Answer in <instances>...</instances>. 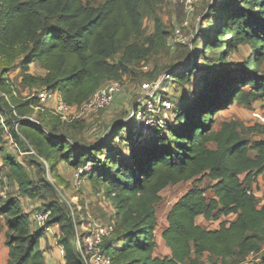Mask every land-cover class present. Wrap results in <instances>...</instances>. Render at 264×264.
<instances>
[{"label": "trees", "instance_id": "1", "mask_svg": "<svg viewBox=\"0 0 264 264\" xmlns=\"http://www.w3.org/2000/svg\"><path fill=\"white\" fill-rule=\"evenodd\" d=\"M166 1L103 0L94 7L84 0H0V150L8 133L18 147L28 150L25 144L31 145L50 170L64 161L73 169L87 166L82 176L96 193L102 191L113 209L114 229L101 244L111 264H233L251 251L258 252L254 264H264V194L257 197L253 191L264 174V139L252 138L264 135V126L223 119L214 127L216 116L230 105L264 98V75H258L264 58V0H212L207 5L202 20H215L212 35L204 34L203 48L191 63L168 74L183 86L202 60L198 88L173 107L163 126H137L130 137L121 138L124 151L113 142L127 123L115 124L106 142L75 145L54 133L58 124L49 130L27 119L37 101L16 95L6 77L18 68L23 85L57 91L67 105L80 106L97 88L121 82L165 46V32L157 21L152 37H139L144 9ZM240 46H248L251 57L231 63L230 54ZM32 63L44 73H31ZM141 110L135 107L133 124ZM4 158L19 193L28 199L43 197L47 184L36 185L21 164ZM204 178L209 184L200 187ZM183 182L191 186L171 205L161 231L169 253L156 256L160 192ZM41 209L50 210L46 223L59 227L56 242L63 247L65 264H89L73 244L69 211L54 200ZM0 214L7 224V264H43L39 239L45 233L31 227L19 198L0 195ZM198 216L217 221L218 227H202L196 223ZM79 245L83 247L81 237Z\"/></svg>", "mask_w": 264, "mask_h": 264}, {"label": "rangeland", "instance_id": "2", "mask_svg": "<svg viewBox=\"0 0 264 264\" xmlns=\"http://www.w3.org/2000/svg\"><path fill=\"white\" fill-rule=\"evenodd\" d=\"M102 1L84 0V3L95 7L102 3ZM211 2L212 0H200L194 10L189 14L184 12L180 0H167L160 6L149 9L146 7L144 9L142 34L139 40L153 36L154 23L157 21L161 29L165 32V46L158 53H150L147 60L140 67L122 78L121 89L114 96L110 106L96 113H88L81 108H73L67 120L54 119L46 114V112L41 111H33L31 117L42 123L45 129L50 130L53 125L58 124L56 129H54V133L69 137L75 145H92L99 141L106 142L108 141V134L115 124L127 123L128 126L119 132L118 137L113 142V144L124 151L121 138L126 139L130 137L135 127L140 126L136 121L133 124L132 116L135 107L137 105L142 107L145 103L146 97L141 89L142 83L158 79L159 85L155 91L158 96L156 97L171 100L173 107L181 99L187 100L190 94L198 88L204 75V62L202 60H198L197 63L201 68L194 71L191 81L183 86H178L177 83L171 81L168 78V74L170 71L182 66L184 62L191 63L194 60L195 53L203 48L206 37L204 34L208 33L212 35L210 27L215 20H202L205 8ZM184 21L187 24L182 27ZM179 26L182 27L181 37L176 39L173 36V32ZM200 33H203V35ZM213 53L209 55L215 58L216 53ZM249 57H251L250 48L248 46H240L230 54L228 59L231 63L241 64ZM115 58L117 59V56ZM37 72L38 70L34 69V67L31 69V73L36 74ZM258 75H264V58L258 68ZM6 77H8L12 89L19 97L27 98L35 92L34 88L30 89L21 83L18 68H12L6 74ZM245 89H249V86ZM255 108L264 109V98L253 102L251 105L239 103L230 105L228 109L220 111L218 116H216L214 127L217 128L219 121L223 119H235L245 126L252 125L255 123L252 118V111ZM157 116L161 117L160 114H157ZM17 125L14 122L16 129ZM258 137L264 139V135H254L252 138ZM25 145L28 150L18 147L8 133L4 134V140L0 150V195L5 194V196L21 197L19 200L28 216L33 210L41 209L42 205L49 200L61 203L69 211L74 225V238L72 241L75 248L78 247V239H80L82 234L81 225L88 222V216L97 223H112V207L109 200L103 196L102 191L98 195L96 190L91 188L87 179H83L76 186L74 184L73 168L68 162L64 161L60 168L50 170L48 163L45 164L36 155L32 146L28 143ZM104 153L105 150L103 151V155ZM4 157H10L12 161L21 164L28 174L29 179L36 185L47 184V187L43 189V197L28 199L18 192L16 180L12 176L9 164ZM208 184L209 181L207 178L199 182L200 187H206ZM190 186V182H183L169 185L160 192V201L156 205L157 228L155 236L157 238L159 231L166 224L165 215L167 210ZM253 191L257 197L263 196L264 174L257 179ZM206 193L210 195L211 192L207 190ZM232 217V215L229 216V218ZM196 222L208 229L218 227L217 221H207L199 218ZM29 223L33 227L31 220H29ZM54 243L55 246H58L55 241ZM158 249L162 251L163 247L159 248L158 246ZM158 254L161 255L162 253L159 252ZM233 264H240V262L235 261Z\"/></svg>", "mask_w": 264, "mask_h": 264}, {"label": "built area", "instance_id": "3", "mask_svg": "<svg viewBox=\"0 0 264 264\" xmlns=\"http://www.w3.org/2000/svg\"><path fill=\"white\" fill-rule=\"evenodd\" d=\"M183 10L186 14L191 13L195 6L200 0H180ZM187 24L186 21L182 23V27ZM181 26L176 27L173 32V36L176 39L181 37ZM159 80L154 79L142 83L141 89L145 93V103L141 107V111L134 115V121L139 124L144 130L161 127L165 124V121L173 116V104L171 100L164 99L162 97H156ZM121 82L119 81H108L99 88H97L92 95L83 102L80 106H69L62 99L60 94L54 90L41 89L33 92L30 97H35L37 104L33 107V111L48 112L49 114L58 117L60 120H67L73 108H81L83 111L88 113H96L108 106L113 102L114 96L120 91ZM3 95V94H1ZM5 98L6 96L3 95ZM160 114L161 117L157 116ZM32 114L26 116L31 121H36ZM252 118L255 123L264 126V109L255 108L252 111ZM45 164L46 162L42 160ZM85 167H79L73 169L74 184L77 186L85 179L82 176ZM4 194V193H1ZM98 195L101 192H97ZM21 197H19L20 199ZM27 198V197H26ZM22 204V203H21ZM50 216V210L36 209L33 210L29 215V220L32 221L34 228H40L45 234L51 235L53 240L56 242L60 236L59 227L57 224L49 225L46 223ZM55 229V231H54ZM82 234L81 240L83 247L80 248L78 243L77 250L80 253L81 259L84 263L89 264H111L110 257L103 252L101 244L103 239L110 235L114 229L113 223L101 224L97 223L88 216V222L81 225ZM79 242V239H78ZM57 243V242H56ZM59 252L64 255L63 247L57 244ZM258 262V252L251 251L246 257L240 261V264H254ZM203 264H221L220 261L214 263L204 262Z\"/></svg>", "mask_w": 264, "mask_h": 264}, {"label": "crops", "instance_id": "4", "mask_svg": "<svg viewBox=\"0 0 264 264\" xmlns=\"http://www.w3.org/2000/svg\"><path fill=\"white\" fill-rule=\"evenodd\" d=\"M33 67H34V69L38 70V72L36 74L33 73L34 75H42L44 73V71L41 70L40 68H38V66L35 63H32L30 65V72H31V69ZM62 163L63 162H60L57 165V168H60ZM261 175H259L257 179H259V177ZM112 212H113V209H112ZM199 218L204 220V218L202 216H198L196 218V220L199 219ZM166 226H167V222L164 225V227L159 231L158 238L155 236L156 247H155V250H154V255H156V256H160L161 257V256L167 255L169 253L168 247L163 244V241H162V238H161V231ZM6 230H7L6 220H5L4 216L2 214H0V264H7V259H8V246L5 243V241H6ZM54 231H55V229H54ZM155 234H156V230H155ZM158 246H159V248L163 247L162 251H160L158 249ZM39 248L41 250H43V254H44V263L43 264H65L64 257L59 252V247L55 246L54 240L51 237V235L44 234L39 239ZM159 252H161L162 254L159 255L158 254Z\"/></svg>", "mask_w": 264, "mask_h": 264}]
</instances>
